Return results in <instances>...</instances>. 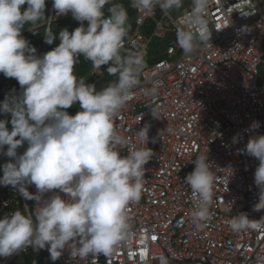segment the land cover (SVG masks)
I'll list each match as a JSON object with an SVG mask.
<instances>
[{
    "label": "clouds",
    "instance_id": "1",
    "mask_svg": "<svg viewBox=\"0 0 264 264\" xmlns=\"http://www.w3.org/2000/svg\"><path fill=\"white\" fill-rule=\"evenodd\" d=\"M211 2L190 0V9L177 18L176 43L185 56L211 45L212 32L207 26ZM106 5H110L108 15ZM130 6L148 15L157 7L158 12L171 14L182 8L183 0H130ZM52 7L57 16L70 13L80 26L72 32L60 30L58 46L37 56L21 33L26 24L34 35L45 26L44 43L53 44L57 36L48 27L52 17H45L46 0H0V73L14 78L22 89L19 95H8L0 103V114L11 116V131L6 127L9 121L0 119V153L12 161L0 166V185L12 186L24 199L37 202L34 217L31 212L14 210L0 219V257H10L29 246L44 249L47 245L52 261L67 248L73 260L91 256L90 264H98L99 255L110 257L133 237L129 207L141 199L147 182L144 166L154 156L147 147L150 125L134 132L143 145L137 147L120 134L116 124L118 113L140 86L144 60L140 53L122 54L131 28L122 3L52 0ZM80 57L92 63L94 75L107 65L114 81L97 90L94 84L77 78L74 67ZM162 84L153 80L145 95L155 98ZM77 102L74 112L81 110L69 115L66 110ZM140 119L138 116L137 121ZM250 127L255 130L260 124L254 122ZM25 142L26 150L18 155L17 149ZM118 147H127V155H121ZM245 151L259 161L254 172L258 202L253 211H261L264 135L250 137ZM192 163L194 169L183 183L191 189L195 233L213 219L214 188L222 177L212 170L214 163L207 155ZM27 185H34L36 194H30ZM50 192L52 195L44 199ZM226 206L230 212L231 204ZM226 224L234 232L264 230V217L250 220L242 212L228 217ZM161 264H165L163 257Z\"/></svg>",
    "mask_w": 264,
    "mask_h": 264
},
{
    "label": "built area",
    "instance_id": "2",
    "mask_svg": "<svg viewBox=\"0 0 264 264\" xmlns=\"http://www.w3.org/2000/svg\"><path fill=\"white\" fill-rule=\"evenodd\" d=\"M158 10L152 15L136 10L137 27L125 39L124 49L140 53L144 65L140 86L116 118L120 134L137 147L143 145L134 132L150 125L147 147L154 156L144 166L147 182L141 199L129 207L133 237L110 257L99 255L98 264H161V257L165 264H264V230L234 232L226 224L228 217L242 212L250 220L264 217V210L253 211L258 202L254 172L259 161L245 151L250 137L264 135V0H212L207 25L211 45L185 56L174 38L161 58L149 64V40L139 28L151 19L152 37H176L180 16L160 10L157 19ZM50 16L61 17L53 7ZM157 79L163 82L158 95L146 96L145 89ZM254 122L260 124L255 130L250 127ZM118 150L127 155V147ZM200 155L208 156L212 170L222 178L214 188L213 219L194 233L191 189L183 182ZM6 162L11 158L0 153V166ZM26 187L36 194L34 185ZM53 192L65 198L59 190ZM51 195L44 194V199ZM36 207V201L24 199L12 186L0 185V219L14 210L34 217ZM69 252L65 248L55 264H90L91 256L73 260ZM19 254L37 264L41 249L29 246L0 257V264H10Z\"/></svg>",
    "mask_w": 264,
    "mask_h": 264
},
{
    "label": "trees",
    "instance_id": "3",
    "mask_svg": "<svg viewBox=\"0 0 264 264\" xmlns=\"http://www.w3.org/2000/svg\"><path fill=\"white\" fill-rule=\"evenodd\" d=\"M115 2L122 3L128 12V23L131 25L128 36L125 39H128L130 35L134 32L137 25L135 23V16L137 15L136 9H133L130 6V0H115ZM52 0H46V8H45V17L50 19V10H51ZM110 5L105 6V15H108L107 9ZM26 8V5L22 7ZM186 11V10H185ZM184 11V12H185ZM183 12V13H184ZM161 12H158V17H160ZM51 23L48 25L51 31L56 34L57 38L53 41L52 45H48L44 43V29L45 26H41L37 33L34 35L32 32L28 31L29 25H25L21 35L30 42V45L36 49V55L42 56L48 51H51L53 48L58 46L60 43L58 39V33L62 29H67L69 32H72L76 27L80 26V22L74 20L71 14L61 16V17H52ZM85 26H87V22H84ZM155 27V23L153 20L149 19L145 21V23L139 28V31L142 36H144L147 40H149L148 47V57L147 61L149 64H153L161 58V52L165 47L170 44L171 39H176L172 35L168 34L164 40H160L157 37H152L153 30ZM127 53V48L122 50V54ZM107 65L99 68V73L97 75L92 74L93 66L92 63L88 60H85L83 57H80L77 64L74 67V74L77 78H84L86 83L94 84L97 90L107 86L110 81H114L115 75H110L107 72ZM12 90H15L13 93ZM22 92V89L18 82L14 78H5L2 73H0V103H3L5 97L8 95H19ZM79 103H75L72 107L67 109L69 115H71L74 110L77 108ZM0 119L9 121L6 124V127L11 131L10 114H0ZM18 138V137H17ZM27 148V143L25 142L17 149L18 155L23 154V152ZM4 150H7V146H5ZM10 264H32V259L29 256H17ZM37 264H55V261L50 259V253L48 249L45 247L41 249V255L39 256Z\"/></svg>",
    "mask_w": 264,
    "mask_h": 264
},
{
    "label": "rangeland",
    "instance_id": "4",
    "mask_svg": "<svg viewBox=\"0 0 264 264\" xmlns=\"http://www.w3.org/2000/svg\"><path fill=\"white\" fill-rule=\"evenodd\" d=\"M189 6H190V0H183L182 8L180 10H178V11H173L171 13V15L173 17H177V16L181 15L185 10H187L189 8Z\"/></svg>",
    "mask_w": 264,
    "mask_h": 264
}]
</instances>
